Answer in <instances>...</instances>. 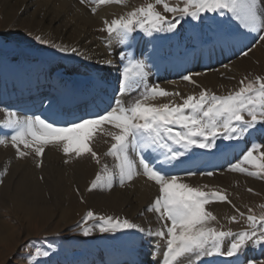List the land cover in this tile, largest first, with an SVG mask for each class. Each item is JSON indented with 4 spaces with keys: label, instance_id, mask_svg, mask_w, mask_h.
I'll return each mask as SVG.
<instances>
[{
    "label": "snow or ice",
    "instance_id": "snow-or-ice-1",
    "mask_svg": "<svg viewBox=\"0 0 264 264\" xmlns=\"http://www.w3.org/2000/svg\"><path fill=\"white\" fill-rule=\"evenodd\" d=\"M84 2V0H82ZM97 7L112 3L124 4L126 0H91ZM180 4H170L169 0H149L145 4L133 8L126 15L120 16L110 22L105 20L106 30L115 34L121 43H127L132 33L137 29L148 36L158 32H173L177 29L180 20L191 17L201 20L203 13H214L220 16L230 14L239 22V25L249 32L259 33V40L264 41V0H182ZM163 12L172 13L173 19ZM93 7V14L97 11ZM179 18H176V16ZM40 39V37H36ZM60 51H66L59 45H54ZM251 49H249L250 51ZM75 51V49H72ZM247 55V52L244 53ZM103 63L111 65V60ZM146 65L143 61L130 60L122 73V82L119 86L121 93L141 89L137 98L128 106L118 100L117 106L90 118H80L70 122L67 126L58 127L41 117L27 118L21 121L13 119L14 113L3 123L7 128L16 129L10 141L16 148L20 157L34 153L43 163L45 148L49 145H61L66 156L81 157L90 155L97 164L100 163L98 154L93 151L90 141L96 132L105 124L111 125L116 131H110L108 136L114 141L106 153L118 161V177L121 186L126 181H131L140 173L137 171L136 161L129 155L130 148L141 150L139 163L142 165L143 175L159 185V195L152 205L146 209L158 214L162 226L155 231L148 230L147 235L157 236L165 241L166 250L163 252L162 264H192L193 260L199 261L202 257L220 255L236 257L249 246L260 247L264 253V212L259 216L251 214L252 209L245 217L249 227L240 232L231 229L221 230L212 226L211 222L217 221L216 216L206 209V205L213 201H228V197L221 191H204L201 187H194L181 181L177 175L165 174L163 169H157L147 162L142 154L151 149H163V155L168 163L186 155L192 148H215L219 138L224 140L242 139L245 133L257 124H264V78L256 77L254 81L245 83L235 92L227 95H217L207 89L198 94L181 97L182 103L174 101L169 103H152L161 97H177L179 92L168 91L159 85L143 83L147 76ZM200 75V73H196ZM183 80L195 84L192 75H184ZM9 138L0 139V144L7 145ZM21 145L24 149L21 150ZM176 145L178 147H173ZM264 145L252 143L243 151L242 158L231 165V170L259 177L264 174ZM258 153V154H257ZM70 160H65L69 163ZM249 165L255 171H249L243 165ZM0 173V176L6 173ZM189 172L188 175H195ZM213 175L212 172L206 173ZM107 165L102 166L92 181L90 189H111L115 180ZM0 179V183H2ZM207 187V186H205ZM249 191H252L249 189ZM231 203V201H228ZM233 207H235L233 205ZM93 220L94 226L101 233H115L125 229H136L145 232L144 228L128 219L113 216L96 215L88 211L84 222ZM233 222H238L232 216ZM80 226V225H78ZM91 227L83 228V235L88 236ZM228 246L225 250V241ZM37 256H48L49 253L37 249ZM245 264H264V260L248 259Z\"/></svg>",
    "mask_w": 264,
    "mask_h": 264
},
{
    "label": "bare ground",
    "instance_id": "bare-ground-1",
    "mask_svg": "<svg viewBox=\"0 0 264 264\" xmlns=\"http://www.w3.org/2000/svg\"><path fill=\"white\" fill-rule=\"evenodd\" d=\"M3 1L5 4V14L3 19L0 21L1 29L12 25L14 29L18 28V30H22L26 32L33 31L35 33H39L42 35H46L49 32L48 36L50 38L56 39L57 42L60 43L61 47L63 48L73 47L78 50H81L80 47H84V49L87 50V53H83L81 55V62L94 64L93 69L91 71L92 73H94L95 72L94 69L97 70L98 74L101 77L96 82L99 83V85L101 86L100 88L101 90L105 89L104 92L99 91L98 93V95L101 96L102 100L104 99L103 100L104 102L105 99L106 101H108L109 99L103 98V95L105 94L107 96H110L115 91L114 87H116L115 84L117 83L116 81L118 76L116 73L109 74L108 72V71L115 72V70H117L115 69V66L113 64L108 65L103 62L106 60L113 59L115 64H118L119 67L124 69L131 60L133 49L135 48V46H138L137 37L138 36L142 37L144 34L142 33V31L138 29L136 32H134L135 35L129 38V41L127 43H121L118 39H116L112 44L113 51L111 52V56H107L106 54H104L105 51L103 50V48L99 47V45L93 42L92 39L94 36L109 38L113 35L107 32L104 21L107 20L110 22L113 19L126 15L130 9L127 10L126 8L128 7H125V5L129 4L135 6L136 4L139 3L145 4L146 2H149V0H126L124 4L112 3L97 7L95 4L91 2V0H84V2H82V0H3ZM171 1L174 3L173 5L179 3L181 7L183 6L182 0H171ZM76 4L80 5V8L82 10L78 9V7L75 6ZM93 7H97V11L95 12V14H93V12L91 11ZM157 7L158 10L162 12L163 8L161 6H157ZM169 18H173V14H171V17ZM236 22L239 25V22L238 21ZM84 30L87 31V34L83 33ZM248 32H249L248 30L244 31L245 37L246 35L247 36L251 35ZM145 38H147V40L149 39L148 36H146V34H145ZM196 38L199 39L200 42L204 40L202 36L200 38L199 37ZM168 40L171 41V37H169ZM146 42H147V49L152 50L153 52L155 49L158 50V48H161L160 47L161 45L158 46L154 43H150L149 40ZM94 47L96 48L95 50H93ZM154 54L158 55V53H154ZM155 61H158V64L160 66L164 65L163 63L161 64L160 58L158 59L155 58ZM174 62H176V58L175 57L170 58L169 62L166 63V65H168L167 67L171 69L172 66L169 65L173 64ZM224 62L222 61V63ZM39 65L41 64H39L36 60L30 57H25V58L21 57V59L19 60V56H11L0 69V72L7 73L0 78V84L7 82V80L8 82L6 84H10V79L14 78V79H18V84L20 85H22L23 83L25 84L27 82H31L28 83V85H31V84H36L40 81L37 80V78H39L42 75V73L46 77L58 76L60 82L52 83L53 81L50 80L47 85V86L51 85L55 87L56 93H54L55 97L52 99V101L48 103L49 108L51 107L49 110L50 117L48 115V117L46 118H50L48 120H53L54 123L57 122L56 124H60V125L67 124V121L63 120L62 118L51 119L52 117H54L52 113L59 114L65 112L63 110L64 105H67L68 102L77 95L82 96L83 93L81 92H86V90H89L88 88L93 89V86H96L95 85L96 82L91 81V83H86L84 82V79L82 80L80 77H78L79 72L82 70V69L80 70L79 66L73 67L71 69H67L65 70V72H59L56 74V72H54L55 69H52V67L42 66V68L40 69ZM256 65H260L261 67H264V44L261 47H259L257 51L250 52L249 55H247V57L233 64L231 69H233L234 66H236V68L233 71H227V73L229 72L228 73L229 75H232L233 73L232 78L228 82H226L225 79H221V77L224 78V76L217 75V72L204 71L201 72L200 75H194V76L192 75V79L196 82L195 84L193 83L186 84L183 82L184 84L181 83L180 84L181 86H176L171 81H173L175 78H178V75L180 74V72H182L181 70L176 69L175 71H170V72L166 71V74L163 75V74L155 73L154 71H157L155 68L150 70L149 67H146L147 69L145 71L147 72L148 78L145 83L148 85H159L160 87L168 91L180 93V96L165 97V99H157L156 101H152V103L162 104V103H169L172 101L176 103H182L181 97H186L187 95L194 94L193 92H189L185 90L186 88L189 90L188 86L191 85L197 86L195 88H197L199 92L203 89H207L210 92H215L217 95L218 94L222 95V94H226L229 90L235 91L239 85L238 82L244 76L251 78L253 80H255L256 77L262 78L263 77L262 72L260 73L261 69ZM27 67L28 69H26ZM204 68L205 67H202L201 69ZM77 78H79L80 82L76 81ZM41 85L42 84H40L39 86ZM61 86L63 90L58 91V89ZM38 87L32 88L30 90H25L24 89L25 87H23L19 90V93L16 96V98L18 99L19 102H25V104L33 102L31 104V106H33L36 100L39 99V97L41 96V93L45 92V88L39 87L38 89ZM94 91L96 92V90ZM95 92L92 91V94ZM6 93H9V89L7 90ZM139 93L140 92L137 91L136 93L132 92L130 95H127L126 100L124 102V106H128L129 104H131L133 100L137 98ZM46 97L50 98L47 95ZM75 102L77 101H74L72 103L74 104ZM99 102L100 101L97 102L94 101V103H92L95 106H98V109L96 111L102 112V107H105L106 110L109 104L108 103L103 104L102 101L99 104ZM81 103L83 104V100ZM90 105L91 104L86 105L87 108ZM39 106L40 105H36L34 108H36L37 110ZM34 108L32 107L28 109L34 110ZM79 108L80 111L81 107ZM26 109L27 108H25L24 111H27ZM69 109H72L73 111H77V109L74 110L71 106H69ZM14 114L15 116L12 117L13 119L19 118L21 121L27 119V117L19 116L17 113ZM67 115L75 116V114L71 115L70 113H67ZM82 116L79 115V117H77L74 120H79ZM8 118H9V113L7 114L3 111H0V122L2 123V125H4L3 122ZM9 129H12L13 131L12 135H14L16 129L13 128H9ZM9 129L5 128L2 130L4 132V131H10ZM261 129H264V126H262ZM110 131H116V129L111 125L105 124L101 129H99L96 132L93 139L90 141V146L92 147L93 151H95L98 154L100 158L99 164H97L96 161L88 154H85L81 157H75L74 154L72 156H66L63 153L61 145L47 146L45 148V154L42 158L43 163L47 164L48 167L47 175L46 178L44 179H41L40 175L41 174L43 175V173H41L42 171L38 169V165L40 164L41 158L35 156V154L31 153L30 150L24 149L23 145L20 146L21 150L28 151L30 152V154L24 157H20L17 153L16 148L12 145L10 141V137H7L9 138L7 145L2 144V148L0 149V173L6 169L7 170L6 172H8L9 175L7 179L4 181V185H2L1 191L3 192V196L5 197V200L8 202V205H10L13 208L14 213L20 215L19 218L23 220L25 219V221H28V223L30 224L37 219H40L41 223L46 224L49 220H51V215L53 214L49 204L50 202L51 203L54 202L53 203L55 204L54 209H56L57 212H59V218H60L59 222H68V224H73L77 222V220H80L79 218L85 215L86 211H92L95 212L96 215L98 214L103 216H113L114 218L118 216L120 213H122L123 214L122 219L125 218L128 219L131 217V214H133L136 217L131 222L139 225L138 218L144 215L145 213V211L142 212V210L149 208L152 205L155 198L160 193L157 184L143 175V171L140 170L137 163H136L137 171L140 174L135 176L133 180L126 181L124 186L120 185L119 177H118L116 185L112 186L111 189L98 188V189L89 190L92 181L95 179L97 173L101 172L102 166L104 165H107V168L111 173H113L115 176H118V167H117L118 161L116 160V158L106 154L111 146V143L114 142L111 139V137L107 135V133ZM245 137L247 140L250 139L259 140V143H261V145H264V136H260L258 134L251 135L250 132L247 131L245 133ZM196 151L200 153H204V149L196 148ZM261 151H264V148H262ZM163 152H164L163 149H159L155 152L149 149L147 151H144L142 154L147 158V162H149L154 166L160 162L158 166L155 167L157 169L162 168L165 174L168 175L178 176L179 170L181 168L183 167L191 168L194 165L195 161L190 157L191 155L189 156L188 152L186 153L185 156L180 157L179 159L172 161L171 163H168L165 160ZM137 153L141 155V150L138 147L135 149L130 148L129 155L133 160H135V158L137 157L136 156ZM212 153L213 154L211 157L217 159V157L215 158L216 152H214L213 150ZM200 157H203V155H200ZM231 159H233L232 153H231ZM15 160H18L19 165L18 167H14L11 170L10 164L12 163V161L14 162ZM65 160H70V162L65 163ZM185 160L187 161L185 162ZM178 163H182L184 165L179 168L177 167L179 166ZM218 168L219 165L214 163V165L212 164L211 167L208 166L206 169H203L204 175L200 177L187 178L185 181H182L183 179L181 177L180 179H182L181 181L184 183H188L194 187H201L202 189L216 187L217 182H222V184L224 183V187L226 189L228 190L231 189L230 192L232 193L229 196L230 197L229 201H231V203H228V201H223V202L213 201L208 205H206V209L212 212L216 216L217 221H219L218 224L216 221H212L211 222L212 226L218 228H221L222 226L221 230H228L230 227V229L233 232H240L243 230L242 229L243 227H238V226L232 227L229 225V219L231 218L230 216L235 215L237 213L239 214V212H247L252 207L255 208L256 206H261V203L263 201L259 199V197H257L256 195L249 193V189H251L252 192L255 191V194L263 196L264 184L263 182L253 183L251 181H246L243 178L235 175L236 173L234 174L230 171L226 173L216 172V170H219ZM249 169L252 170L253 168L249 166ZM208 172H212L213 175L211 176L207 175L206 173ZM12 184H14V186H12ZM12 187L14 188V191L13 194H10ZM120 187H122V189H120ZM233 187H236L237 189L234 190L232 189ZM102 191L106 192V194H103ZM48 196H51L52 198L51 201L47 199ZM137 205H139V209L137 208ZM233 205L235 207H233ZM140 207H143V209L140 210ZM237 209H239V212H237ZM149 212L151 217L156 218L155 223L152 221L154 223L152 224L153 225L152 228L155 231L156 229L162 226V222L160 221L157 213L153 211H149ZM236 216L238 217L239 215ZM121 217L119 215V218ZM91 226L94 225L92 224ZM94 227H91L92 231L94 230ZM128 230L130 231L127 232ZM128 230L125 229L124 231H121V238L122 236L128 237L127 239L125 238L123 239L124 242H122V240L119 238L117 242L110 241V243H107L108 247L109 244L112 243L115 244L114 246L112 245V247H114V251L115 252L117 251L118 254H121L122 252H124L123 246L124 247L129 246L130 248L136 249L137 244H139V246H144L148 244L149 241L155 243L157 247L162 245L166 246L165 241L160 237L149 236L147 235V232H144L145 234L132 235L131 231L136 229H128ZM14 237H15V230L11 226H9L7 222L0 221V245H2L3 242L12 241ZM98 241L100 242L101 240ZM100 243L102 244V242ZM225 243L227 247L228 241H226ZM97 246L98 244H93L91 247L96 249ZM255 248L256 251L257 249L259 251L261 250V248L258 246ZM104 249L106 250V252H109L108 251L109 249L107 247H105ZM101 252L102 253H99V251L96 250L95 256H93V258L97 259L98 261L104 259L103 264L105 263L109 264V260H110L109 258L111 256L112 257L114 256L111 255V253H106L104 255L105 251H101ZM59 253L60 254L64 253V255H67L66 250L64 251L59 250ZM66 257L67 259H65L63 263L60 262V264H64L66 263V261L75 262L71 264H76V262L79 261V260L74 261V257L71 254L70 255L68 254ZM83 257H81V259L84 258L86 259V255L84 258ZM152 257L147 256L143 258V260L141 261H143L144 263L142 264H162L161 257L163 256L153 255ZM134 263L137 264L136 261H134L133 263L131 261V263L129 264H134ZM183 264H187V261H184ZM192 264H205V263H203L201 260L199 261L193 260Z\"/></svg>",
    "mask_w": 264,
    "mask_h": 264
},
{
    "label": "rangeland",
    "instance_id": "rangeland-1",
    "mask_svg": "<svg viewBox=\"0 0 264 264\" xmlns=\"http://www.w3.org/2000/svg\"><path fill=\"white\" fill-rule=\"evenodd\" d=\"M169 2H170V4H174L171 0H169ZM142 4H144V3H139V4H136L135 6L127 4V5H125V7H128V8H126L127 10H129V9L132 10L133 8L138 7V6L142 5ZM75 6H77L78 9H81L80 5H78V4H76ZM162 13L164 15H166L168 18L171 17V14H172V13H165V12H163V10H162ZM4 14H5V4H4L3 0H0V21L3 19ZM176 18H178V14H177ZM188 18H189V22L193 26L194 25H198V27H201V28H204L206 26L213 28L217 24H220L221 26L224 27V31L229 32L228 35H236L238 33L241 34L242 33V29H243L239 25H238L239 27L235 26V24L233 22H231L230 20L227 21L228 18H229V14H225L224 16H220V15L214 14V13H203L202 17H201V20H193L191 17H188ZM169 19L171 20V18H169ZM206 20H208V21H206ZM210 24H211V26H210ZM1 30H3V31H1ZM1 30H0V68H2L3 64L11 56H19V60L21 59V57H23V58L30 57V58L36 60L39 64H41L40 65L41 67L39 66L40 69L42 68V66H44V67L50 66V67H52V69L60 70L59 72H65V70H67V69H71L73 67H78L79 66L80 70L82 69L79 72V74H78L79 77L83 78L84 75H94V73H92V71H91L93 69V65L94 64H88V63L81 62V55L83 53H87V50H85L84 47H80L81 50H78V49L73 48V47H65L66 51L62 52V51L59 50V48L54 47V45H59L60 47H61V45H60V43L57 42L56 39L50 38L48 36L49 32L46 35L35 33L33 31H31V32L27 31L26 32V31L18 30V28L14 29L12 25L11 26H7L6 28L4 27ZM83 33L87 34V31L84 30ZM217 33H220V32L217 31ZM251 33L252 34L249 35V36H251V38L249 36H246V37L249 38L250 41H252V42L249 45H247V49L245 51H243V54H241L239 56H236L234 58H231L229 60V62H228L230 65L229 64H224V65L220 64V65L215 66L213 68H209V71L210 72L211 71L217 72V75H223L224 78L221 77V79H225L226 82L230 81V79L233 76V73H232V75H229L228 74L229 72L227 73V71H233L236 68V66H234V68L231 69L233 64H235V63H237V61H241L242 59L247 57V55H249L250 52L257 51V49L264 44L263 41L259 40V33H254V32H251ZM143 34L145 35V33H143ZM153 34L155 35L156 33H153ZM170 34H171V32L164 31V32H158V34H156V35H158L157 36L158 38L163 39V38H167ZM163 35H165V37ZM146 36H148V35H146ZM253 36H254V38H253ZM36 37H40V39L38 40V39H36ZM92 37H93V35H92ZM202 38H204V37H202ZM172 39L173 38L171 37V41L168 40L169 41L168 43L172 44L173 43L172 41L174 40V39L173 40ZM92 40H93V42L97 43L99 45V47L103 48V50L105 51L104 54H106L107 56H111V52L113 51L112 50V46H113L112 44L116 40L114 34L111 37H109V38H102L100 36L99 37L98 36H94ZM148 40H149L150 43H153L151 41V39H148ZM237 44H239V43L235 42V45H237ZM246 44L247 43L245 41V43L242 46H244V48H245ZM235 45H234V47H235ZM72 49H75V51H72ZM95 49L96 48L94 47L93 50H95ZM249 49H251V50L249 51ZM245 52H247V55H244ZM242 55H244V56H242ZM171 58H173V57H171ZM110 60L112 61V64L115 66V69L119 68V65L115 64L113 59H110ZM138 60L139 61H143L145 63L143 51L140 52V57L138 58ZM199 60H200V58H199ZM43 61H45V62H43ZM222 61L224 62L225 60L223 59ZM167 62H169V60ZM145 65H146V63H145ZM95 66H96V64H95ZM167 66L168 65H166V67ZM256 66L261 69L260 73L262 72V75L264 76V67H261L260 65H256ZM160 67L164 68V71H160V72L154 71V72L157 73V74H163L164 75V74H166V71H169V72L170 71H175V70L169 69V67H167L165 69L164 65L160 66ZM152 69H154V68H150V70H152ZM94 71H97V70L94 69ZM116 71H118V69L115 70V72H113V71H108V72L115 74V73H117ZM59 72H56V73H59ZM89 72H91V73L87 74ZM198 72L201 73L202 71L201 70H192V73H198ZM118 73L122 74V72H118ZM181 75H183V74L180 73L178 75V78H175L171 82L174 83L176 86H181L180 84L183 83V82L186 83V84L190 83L189 81L180 80ZM41 76H44V74L42 73ZM147 78H148V75L144 78L143 83H145L147 81ZM245 78H247V79H245ZM242 79H245V83L249 82L250 80L253 81L251 78H248L246 76L242 77ZM242 79H240V81ZM76 81L80 82L79 78H77ZM240 81L238 82L239 85H238V87L236 88L235 91H237L239 89V87L241 86ZM121 82H122V77L119 80V82L117 84H115V85H117V90L115 91V94L113 95V98L115 99V104L114 103L113 104L110 103L107 111L111 110L112 108H115L117 106L116 102L118 100L120 101L121 104H124L127 95H130L132 92L136 93L137 91L140 92V90H142V88L141 89L132 90V91H129V92L125 93V95H124V93H121L119 91V86H120ZM52 83H55V82H52ZM39 87H38V89H39ZM47 87L51 88L53 86L49 85V86L43 87V88H45V91L47 90L46 89ZM94 87L95 86H93V89L92 88L91 89L88 88L89 90H86V92H81V93L84 94V93H92V91L95 92L94 91ZM188 87H189V90L187 88L185 90H187L189 92H193L194 94H198L199 93V90L197 88H195L197 86H192L191 85V86H188ZM233 91L234 90H232V91L229 90L226 94H222L221 96L227 95V94H229L230 92H233ZM95 93H99V91L98 92L96 91ZM122 94H123V97H122ZM42 96L43 95H41L40 97H42ZM53 96L55 97V95H53ZM77 96H81V95H77ZM43 97H46V95L43 96ZM49 97L50 98L46 97V100H49V102H51L53 98H51V96H49ZM99 97H101V96L98 95L97 98L99 99ZM110 97H112V95H110V96H107L105 94L103 95V98H108L109 99ZM121 99H122V101H121ZM158 99H165V97H161V98H158ZM92 103H94V100H93ZM102 103L104 104L103 100H102ZM39 105L40 106L36 110V108H34V105L33 106L30 105V107H22L20 104H18L19 109L22 108L21 110L24 111V109L27 108L26 110L30 111L33 114L32 116H28L27 115L28 117L23 115V114H20L17 110L14 111V112H10L12 110H10V109L9 110L8 109L5 110V109L0 107V111H3L5 113H7V114L8 113L9 114L10 113H17L19 116H24V117H27V118L34 117L39 112H43L45 114H48L49 117H50L49 110H48V113H47L46 110H42L44 108V105H41V104H39ZM68 105H69V103L66 106H68ZM69 106H71L74 110H76V109L79 110L80 109L79 107H84V105L81 103V101H78V104H77V102H75L74 104L71 103ZM9 107H11V106H9ZM32 107L34 108V110L28 109V108H32ZM97 109L98 108H96V110ZM27 111H25V112H27ZM103 111H105V107H102V112ZM95 112L96 111H94V113ZM27 113H29V112H27ZM48 115H44V116L48 117ZM93 116H95V115H93ZM46 119L48 120L50 118H46ZM73 120L74 119L71 118L69 121H67V123L69 124ZM54 124H56V123H54ZM68 124H61L63 126L58 124V126L64 127V126H67ZM256 126L259 127V129L257 131L256 130L252 131V129H249L248 132H250L251 135H255L256 132H259L258 135L264 136V129H261V127L264 126V124H257ZM5 128L9 129V128L5 127L4 125H2V123H1L0 124V136L2 134V135H6L7 137H11L12 132H13L12 129H9L10 131H4L3 132L2 129H5ZM3 137H0V139H3ZM4 138H6V137H4ZM238 140L239 141H243L246 144L251 145L256 139H253L254 141L252 139L247 140L245 135H244L242 139H238ZM238 140H224L221 137V138L217 139V141H216V145L217 146L214 149L213 148L212 149L214 150V152H216V150H215L216 148L217 149L221 148L220 153L223 155V153L225 151L223 152L222 148L223 147H229L228 145L233 144V143L234 144H241V142L235 143ZM220 143H222V144H220ZM259 144H261V143H259ZM233 146L235 147V145H233ZM173 147H178V146L173 145ZM1 148H2V144H0V149ZM244 148H245L244 146H241V147H238L236 149V151L235 150L234 151H230L228 154L226 152L225 155L223 156L225 158L224 162L226 164L221 166V168H218L219 170H216V172L226 173V172L230 171V172H232L234 174L236 173L235 175L243 178L246 181H251L253 183H262L263 182V184H264V174H261L259 177H257V176H250V175H247L245 173H241V172H238V171L231 170V165L237 163L242 158L243 151L247 149V148L246 149H244ZM212 149H209V150L213 152ZM242 149H244V150L242 151ZM195 150H196V148H195ZM205 150H206V153H211V152H208L209 150L207 151V149H204V152H205ZM231 153H232L233 159H231ZM212 154L213 153H211V156H212ZM138 155L139 154L137 153V155H136L137 157L135 158V160L137 161L136 163L139 166L140 170L143 171L142 165L139 163L140 155L139 156ZM189 156H190V154H189ZM221 157H220V159H221ZM186 161L187 160H185V162ZM181 162H183V161H181ZM178 164H182V163H178ZM212 164L214 165V162L210 163V165H208V166L211 167ZM227 164H229V165H227ZM18 165H19L18 160H15L14 162L12 161V163L10 164L11 170L14 167H18ZM204 166H205V162L201 159V160L197 161V167L196 168H194L192 170H188V169L182 170L181 178L183 180L182 179L181 180L185 181L187 178L200 177V176L204 175L203 174L204 172H200V169L202 167H204ZM243 166L244 167H248V169H249V165L245 164ZM38 169L42 171L41 173H43V175L40 173L41 174L40 175L41 179L46 178L47 171H48L47 164L42 163L41 166H38ZM252 170L255 171L254 168ZM252 170L249 169V171H252ZM189 172H194L196 174L195 175H188ZM1 173H4V171L1 172ZM8 175H9V173L6 172L2 176H0V179H2V181H3L2 183H0V192H2L1 191V187H2V185H4V181L7 179ZM115 177L116 178H115V180L113 182V186L116 185V182H117V179H118V176H115ZM13 183H14V181H13ZM15 183H16V180H15ZM12 186H14V184H12ZM157 186L159 187V185H157ZM120 189H122V187H120ZM232 189L235 190L237 188L233 187ZM203 190L204 191H209V192L210 191H221L224 195H226L228 197V201L230 199L229 196L232 193V192H230L231 189L230 190L226 189L224 187V183L222 184V182H217V186L216 187L207 188V189L205 188ZM13 191H14V188L12 187L11 191H10V194H13ZM102 193L106 194V192H104V191H102ZM249 193H252L253 195H256L257 197H259V199H261L263 201L261 203V206H256L255 208H253V207L251 208L253 210V212L251 214H256L257 216H259L262 212H264V195L263 196L257 195V194H255V191L254 192L249 191ZM10 196H12V195H10ZM47 199L49 201H51L52 198H51V196H48ZM53 203L54 202H52V203L50 202L51 205L49 204V206L51 207L52 212H53V214L51 215V220H49L46 224L45 223L43 224V223H41L40 219H37V220H35L34 222H32L30 224V223H28V221H25V219L23 220V219L19 218L20 215H17L16 213H14L13 208L10 205H8V202L5 200V197L3 196V192L0 193V221L7 222V224L9 226H11L15 230V237L13 239L14 241L12 240V241H9V242H3V244L0 245V264H60V262L63 263L65 261V259H67L66 256L68 254L69 255L71 254L74 257V261L79 260V261L76 262V264H84V263H87V264H103L104 263V259L101 260V261H98L97 259L93 258V256H95L96 250L99 251V253H102L101 251H105L104 255L106 253H111V255L115 256V259H117L116 256L120 257V258H118L120 264H124V263L125 264H129V263H131L130 260H129L130 262L129 261L126 262V260H125L126 255L125 254H128L129 256H133V257L137 258L135 260L136 263L137 264H142V263H144L143 261H141V260H143V258H145L147 256L148 257H152L153 255H161V256H163V252L166 250V246L162 245V246L157 247L155 243L149 241L148 244H146L144 246H139V244H137L136 245V249L135 248L126 249L121 254H118L117 251L116 252L114 251V247H112V245L114 246L115 244H113V243L109 244V247H108L107 243H110V241L117 242L119 238L121 240H123L124 238L126 239L127 237H125V236L124 237L122 236V238H121V231H118V232H115V233H112V232L101 233L99 231L98 227L91 226L92 224L93 225L95 224V222L93 220H88L86 223L84 222V217H85V215H86V213L88 211L85 212V215H83V216H81V218H79L80 220H77V222H75L73 224H68V222H59L60 221L59 220L60 219L59 218V212H57V210L54 209L55 204H53ZM137 208L139 209V205H137ZM141 209H143V207H140V210ZM143 211H145L144 215H142L141 217L138 218L139 219L138 220L139 221V226L141 228L144 227L145 232H147L149 229L154 231V229L152 228L153 227L152 224L155 223V221H156L155 219L156 218L151 217L150 212L148 211L149 212L148 213L146 209L145 210L143 209L142 212ZM243 213H245V217L248 214H250L249 211L243 212ZM94 214H96V213L94 212ZM119 215H120V217L122 216L120 218V219H122L123 218V214L120 213ZM119 215L116 216V217L119 218ZM236 215H239V214L237 213V214L232 215V216H236ZM232 216H230V217H232ZM135 217H136L135 215L131 214V217L128 218V219L130 221H132V220H134ZM237 219H238V222H233L231 220V218H230L229 219V225L232 226V227H234V226L235 227H237V226L238 227H243L242 228L243 230L248 229L249 225H248V223H246V219L245 218H241L240 216H238ZM78 225H80V226H78ZM90 226L94 227V230L91 231V233L88 236L83 235V228L84 227H90ZM95 228H97V229H95ZM229 229H230V227H229ZM126 230H128V229H126ZM94 231H95V233H94ZM122 231H124V230H122ZM129 231L130 230H128L127 232H129ZM113 234H115V235H113ZM131 234L132 235H136V234L139 235V234H145V233L144 232H140L138 230H132ZM98 240H101L100 242H102V244ZM93 244H98L96 249L93 248L95 246L91 247ZM105 247H107L109 249L108 250L109 252H106V250L104 249ZM225 247H226V245H225ZM248 247H246L243 250L242 254L245 253L244 254L245 257H243L241 260L244 259L243 260L244 262L246 260H248V259L264 260V253L262 254L260 251H258L259 253L256 252V248L251 246V243L249 244ZM226 248H225V250H226ZM37 249L41 250L42 252L46 251V252L49 253V255L48 256H37L36 255ZM59 250H63V251L66 250L67 255H64V253L60 254ZM75 254H76V256H75ZM85 255H86V259L84 258ZM123 256H125V257L123 258ZM81 257H83L84 259H81ZM216 257H217V261L221 260L222 262L224 261V262L231 263L229 260H223L224 258H228L226 256H221V259H219L218 257H220V255L206 256V257H202V259L204 261L212 262V261L216 260L215 259ZM161 258H163V257H161ZM202 259H200V260L202 261ZM122 261H123V263H122ZM112 262H114V260L109 261V264H113ZM133 262L134 261H132V263ZM244 262H242V264H245ZM71 263H75V262H69V261L67 262L66 261V263H64V264H71ZM207 264H209V263H207Z\"/></svg>",
    "mask_w": 264,
    "mask_h": 264
}]
</instances>
